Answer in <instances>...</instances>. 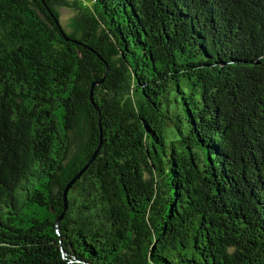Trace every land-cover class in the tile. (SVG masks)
Returning <instances> with one entry per match:
<instances>
[{
    "label": "trees",
    "instance_id": "16d2710c",
    "mask_svg": "<svg viewBox=\"0 0 264 264\" xmlns=\"http://www.w3.org/2000/svg\"><path fill=\"white\" fill-rule=\"evenodd\" d=\"M0 264H264V0H0Z\"/></svg>",
    "mask_w": 264,
    "mask_h": 264
},
{
    "label": "rangeland",
    "instance_id": "374dc122",
    "mask_svg": "<svg viewBox=\"0 0 264 264\" xmlns=\"http://www.w3.org/2000/svg\"><path fill=\"white\" fill-rule=\"evenodd\" d=\"M61 12V23L65 25V23H70L72 18L75 16V13L72 10L66 9L64 6L60 7ZM67 25V24H66ZM69 25V24H68Z\"/></svg>",
    "mask_w": 264,
    "mask_h": 264
},
{
    "label": "water",
    "instance_id": "95a60500",
    "mask_svg": "<svg viewBox=\"0 0 264 264\" xmlns=\"http://www.w3.org/2000/svg\"><path fill=\"white\" fill-rule=\"evenodd\" d=\"M60 26V25H59ZM105 77H106V75H105ZM103 81V80H102ZM102 81H99V82H96L95 84H93V86H95L96 84H98V83H100V82H102ZM96 109H98L99 110V112H100V109H99V107L98 106H96ZM87 167H85L69 184H68V186L66 187V189H65V192H64V199H65V202H66V205H67V203H68V200H67V195H68V191H69V189H70V186L73 184V182L80 176V174H82L83 173V171H85V169H86Z\"/></svg>",
    "mask_w": 264,
    "mask_h": 264
},
{
    "label": "bare ground",
    "instance_id": "6f19581e",
    "mask_svg": "<svg viewBox=\"0 0 264 264\" xmlns=\"http://www.w3.org/2000/svg\"><path fill=\"white\" fill-rule=\"evenodd\" d=\"M95 105V104H94ZM103 138V137H102ZM102 142H103V140H102ZM100 147V146H99ZM99 153V152H98Z\"/></svg>",
    "mask_w": 264,
    "mask_h": 264
}]
</instances>
